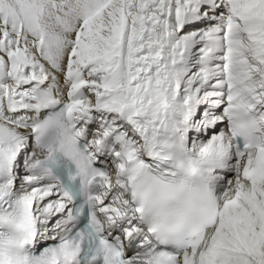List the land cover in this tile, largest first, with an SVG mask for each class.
<instances>
[{
	"label": "snow or ice",
	"instance_id": "6c2138e0",
	"mask_svg": "<svg viewBox=\"0 0 264 264\" xmlns=\"http://www.w3.org/2000/svg\"><path fill=\"white\" fill-rule=\"evenodd\" d=\"M0 264H264V0H0Z\"/></svg>",
	"mask_w": 264,
	"mask_h": 264
}]
</instances>
